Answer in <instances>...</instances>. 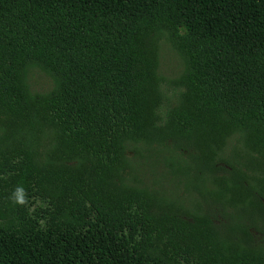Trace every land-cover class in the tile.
<instances>
[{"label":"trees","instance_id":"16d2710c","mask_svg":"<svg viewBox=\"0 0 264 264\" xmlns=\"http://www.w3.org/2000/svg\"><path fill=\"white\" fill-rule=\"evenodd\" d=\"M253 229L264 0H0V264H264Z\"/></svg>","mask_w":264,"mask_h":264},{"label":"rangeland","instance_id":"374dc122","mask_svg":"<svg viewBox=\"0 0 264 264\" xmlns=\"http://www.w3.org/2000/svg\"><path fill=\"white\" fill-rule=\"evenodd\" d=\"M180 66L181 60L178 54L171 48L169 43L164 42L160 48V72L164 75V77L172 78L177 74ZM28 80L31 90L35 92L47 91L53 84L51 76L38 67L32 68L31 72L28 74ZM129 155H131V153H129ZM165 155L166 153L158 154L159 159L156 158V163L152 168H147V166L141 167V170L144 173L142 176H144L143 179L145 182L150 183L151 180L158 175H161V173L167 169L164 165L165 163L162 161V158ZM183 155L185 156L186 153ZM258 226L260 227V225ZM253 234L257 243H264V232H258L256 229H253Z\"/></svg>","mask_w":264,"mask_h":264}]
</instances>
